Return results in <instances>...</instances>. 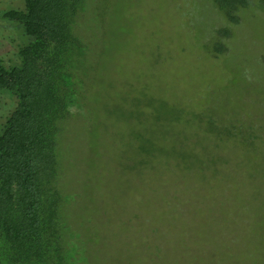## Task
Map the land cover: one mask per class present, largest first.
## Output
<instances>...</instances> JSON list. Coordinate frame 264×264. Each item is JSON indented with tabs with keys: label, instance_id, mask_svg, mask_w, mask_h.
Returning a JSON list of instances; mask_svg holds the SVG:
<instances>
[{
	"label": "rangeland",
	"instance_id": "1",
	"mask_svg": "<svg viewBox=\"0 0 264 264\" xmlns=\"http://www.w3.org/2000/svg\"><path fill=\"white\" fill-rule=\"evenodd\" d=\"M248 1L226 25L214 0H92L85 17L109 55L111 91L95 105L137 110L140 92L155 87L173 118L140 125L85 114L67 126L70 211L92 264H264V0ZM10 34L0 29V56L12 51ZM12 100L0 90V121ZM141 133L169 139L164 149L182 155L201 143V153L140 166L130 145Z\"/></svg>",
	"mask_w": 264,
	"mask_h": 264
},
{
	"label": "trees",
	"instance_id": "2",
	"mask_svg": "<svg viewBox=\"0 0 264 264\" xmlns=\"http://www.w3.org/2000/svg\"><path fill=\"white\" fill-rule=\"evenodd\" d=\"M20 1L21 7L0 8V29L13 33L9 42L14 44L8 57L0 56V90L9 91L14 100L12 112L0 121V264H92L70 211L74 195L62 146L67 126L80 123L85 114L99 123L125 116L140 125L142 119L168 123L172 108L155 87L140 92L137 110L111 103L98 108L97 95L100 101L111 96L104 78L110 65L85 17L92 0ZM214 2L226 25H234L249 1ZM218 34L227 36V27ZM223 49L224 44L214 53ZM153 110L161 117L152 118ZM191 116L201 122L200 114L192 111ZM168 142L141 133L130 145L136 153L130 161L143 166L150 157L153 164L174 165L201 153V143L182 155L174 145L165 150Z\"/></svg>",
	"mask_w": 264,
	"mask_h": 264
}]
</instances>
